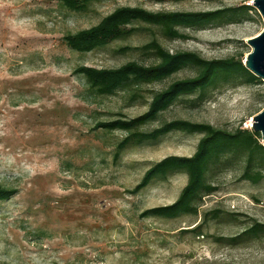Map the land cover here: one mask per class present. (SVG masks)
Returning <instances> with one entry per match:
<instances>
[{
	"label": "rangeland",
	"instance_id": "obj_1",
	"mask_svg": "<svg viewBox=\"0 0 264 264\" xmlns=\"http://www.w3.org/2000/svg\"><path fill=\"white\" fill-rule=\"evenodd\" d=\"M250 1L98 0L84 11H74L56 0H0V184L16 188L0 200V264L264 262L263 237L238 244L215 238L238 232L253 218L264 222V176L256 182L241 179L242 161L233 162L210 178L217 188L203 196L196 215L139 216L145 207L173 200L185 175L173 173L134 193L127 189L153 160L168 153L190 154L200 134L170 131L114 155L115 143L125 131L94 127L97 120L141 112L146 100L128 103L124 89L112 94L89 91L73 67L115 66L131 58L150 62L153 59L136 50H114L142 43L150 30L89 51L70 49L61 37L121 4L207 10ZM262 26L254 7L240 20L180 28L183 38L167 39L157 32L155 36L169 50H194L205 58L239 56L243 61L250 50L246 38ZM193 73L187 66L160 81L141 83V93L148 99L171 79ZM263 105V79L221 84L196 106L174 102L141 128L173 117L227 130L250 127L251 116ZM213 207L234 219H206L197 235L181 229Z\"/></svg>",
	"mask_w": 264,
	"mask_h": 264
},
{
	"label": "trees",
	"instance_id": "obj_2",
	"mask_svg": "<svg viewBox=\"0 0 264 264\" xmlns=\"http://www.w3.org/2000/svg\"><path fill=\"white\" fill-rule=\"evenodd\" d=\"M56 1L69 10L84 11L91 2L98 0ZM252 9L254 7L248 3L207 10H152L136 4H121L100 16L94 23L62 34V40L68 48L89 51L111 40L124 39L141 29L150 30L151 36L142 43L120 45L114 50H136L138 54L153 59L152 61L142 62L131 58L115 66L78 64L72 69L73 72L80 73L89 91L96 94H112L118 89H124L128 103L138 99L146 100L145 109L137 114L95 121L94 127L125 131L115 143L114 155L119 149L127 146L156 141L170 131L200 134L190 154L168 153L153 160L127 189L128 192L134 193L173 173L181 172L185 175V181L173 200L145 207L138 213L139 216L196 215L203 196L217 188L210 178L233 162L242 161L238 175L241 179L256 182L264 176V146L260 143L258 131L250 127L236 126L227 130L205 121L173 117L162 120L149 129L141 128L142 125L155 120L162 110L174 102L193 107L204 100L208 91L218 85L255 83L261 80L244 66L239 56L205 58L194 50H169L155 36L157 32L167 39L183 38L185 33L180 28L201 27L214 21L240 20L248 16ZM187 66L194 69L192 75L173 78L155 90L148 99L144 98L140 89L141 83L160 81ZM15 191V187L0 184V200L9 198ZM220 212L218 207L204 210L188 229H181L195 232L197 235L201 234L200 225L206 219H234L231 214L226 217ZM262 237L264 238V222L255 218L238 232L215 236L216 240L226 244H238Z\"/></svg>",
	"mask_w": 264,
	"mask_h": 264
},
{
	"label": "water",
	"instance_id": "obj_3",
	"mask_svg": "<svg viewBox=\"0 0 264 264\" xmlns=\"http://www.w3.org/2000/svg\"><path fill=\"white\" fill-rule=\"evenodd\" d=\"M263 20L262 28L252 36L246 38L250 50L245 54L242 63L252 73L264 80V0H251ZM250 128L258 131L260 143L264 146V105L250 118Z\"/></svg>",
	"mask_w": 264,
	"mask_h": 264
}]
</instances>
